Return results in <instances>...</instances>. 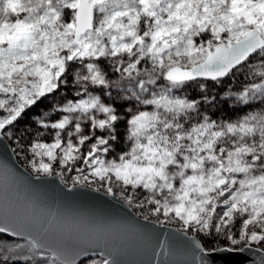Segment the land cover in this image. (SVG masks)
Segmentation results:
<instances>
[{
  "label": "snow or ice",
  "instance_id": "obj_1",
  "mask_svg": "<svg viewBox=\"0 0 264 264\" xmlns=\"http://www.w3.org/2000/svg\"><path fill=\"white\" fill-rule=\"evenodd\" d=\"M205 33L210 34L206 42L194 39ZM101 59L116 79L101 68ZM254 60L259 64L251 74L259 82L241 90L210 94L200 82L220 85ZM68 75L80 98L54 105L62 115L56 122H49L50 114H38L36 123L54 130L55 138L30 146L33 159L28 163L37 179L62 175L53 162L72 171L82 160L91 171L77 168L74 184L97 177L109 195L118 184L130 206L151 205L145 221L161 227L177 224L194 249L190 264H208L212 252L252 245L264 249V109L249 111L254 101L264 102V0H0V94L5 97L0 109L8 113L0 119V137L11 138L8 126L67 85ZM123 81L127 84L121 88ZM191 84L197 85L199 98L174 94ZM111 88L121 89L125 101L145 110L128 109L129 148L118 159L105 160L101 156L112 150L121 121L114 105L103 99L111 98ZM224 104L237 115L213 119L208 110ZM85 145L86 153L81 150ZM135 190L148 195L134 200ZM62 230H79V225L67 223ZM131 232L147 237L149 230L115 222L89 229L84 239L108 244ZM47 233L31 218L6 214L0 204V246L24 237L31 253L25 261L51 252L56 264L60 257L46 243ZM192 233L213 241L223 237L227 246L206 248ZM159 248L153 251L157 258L166 254L163 244ZM120 252L114 246L103 264H124L116 258Z\"/></svg>",
  "mask_w": 264,
  "mask_h": 264
},
{
  "label": "water",
  "instance_id": "obj_2",
  "mask_svg": "<svg viewBox=\"0 0 264 264\" xmlns=\"http://www.w3.org/2000/svg\"><path fill=\"white\" fill-rule=\"evenodd\" d=\"M0 165L6 169L0 171V204L5 213L31 218L39 229L48 228L46 243L59 255V264L60 260L80 264L92 257L109 259L114 246L121 249L116 258L124 264H156L157 259L161 264H190L193 260L194 249L182 232L170 225L161 227L145 221L121 198L84 186H67L56 176L37 179L18 161L5 136L0 137ZM73 222L79 230H62L63 225ZM115 222L146 226L148 235L131 232L108 244L84 239L89 229ZM193 237L202 244L197 236ZM11 239L27 241L24 237ZM160 244L165 246L166 254L157 258L153 251H160ZM47 255L54 259L51 252ZM206 259L208 264H264V250L251 246L243 251L212 252Z\"/></svg>",
  "mask_w": 264,
  "mask_h": 264
},
{
  "label": "rangeland",
  "instance_id": "obj_3",
  "mask_svg": "<svg viewBox=\"0 0 264 264\" xmlns=\"http://www.w3.org/2000/svg\"><path fill=\"white\" fill-rule=\"evenodd\" d=\"M209 38H210V34L205 33V34H202L201 37L194 38V39H196L198 43H203V42H206V40ZM258 64H259L258 60L252 61V63L249 64L248 67L241 68V70L235 76H229V77L223 78V82L220 85H216L214 82L205 84L207 92L210 94L222 95L226 89L241 90L246 85H249L253 82H259L258 77L254 78L251 74L252 69L257 67ZM100 66L102 69H108L109 76L111 79L117 78L115 74L111 73L107 61L101 59ZM78 67H79L78 65L75 66V68H78ZM235 77L236 78L239 77V81H240L239 85H233L232 80ZM67 80H68L67 85H62L55 93H52L45 98H42V100L38 102V104H40V107L36 108L37 111H39V114L43 113L46 116L50 114L49 122H56L58 119H62V115L55 111L53 107L54 105L62 106L68 100L76 101L80 98L76 95V85L74 83L73 76L68 75ZM200 81H203V80L201 79ZM126 84H127V81H123L121 83V88H124ZM189 87L192 88L193 92L187 91ZM109 91L112 93L111 98L105 96L103 99L105 100L106 103H112L114 105V107L117 109L118 114L121 115V121L117 124V127H116V134L118 136V139L112 142V150L107 155L101 156V158L105 160L118 159L119 155L129 148V142L127 140V133H126V129H127L126 120L129 118L128 109H131L133 112H135L138 108L145 110L143 109V106H139L135 102L125 101L122 97L126 95V93L121 91V89L111 88L109 89ZM94 94H99V93H94ZM174 94L177 96L189 97V98H199L200 96V92L196 84L188 85L185 88L176 90ZM0 99H5L3 94H0ZM222 108H224L225 110H223ZM222 108H219L217 110L209 109L208 111L211 112L213 119L223 118L227 120L229 117H235L237 115L228 110V104H224ZM262 109H264V102L257 100L253 102L252 108L249 111L250 112H260ZM28 110L31 111L32 109L30 108ZM146 110H150V109H146ZM221 111H224V115L221 114ZM242 114H249V113L243 112ZM7 115L8 113L4 109H0V119L7 117ZM98 115L102 116V114H98ZM37 117H38L37 113L35 114L32 113L31 115L24 114L23 118L15 122L14 125L8 126V128L12 131V137L10 138V137L5 136L6 139L10 140V142L12 143L13 148L15 149L16 155L20 159L21 164L35 176L37 174L33 172L32 167L28 163L30 159H33V155L30 151L31 144H33L34 142L50 144L54 141V138H55L54 130L41 129L40 125L36 123ZM85 131H87V128H85ZM29 134L32 135V137H30V139L28 140ZM97 134L100 135L101 133L97 132ZM17 141H19V143H17ZM81 150L82 152L86 153L88 150V145L83 146ZM35 159L38 161L40 157H35ZM44 159H45V162H48L46 157H44ZM53 168L55 171L61 172L62 175L58 176L54 174L52 176H56L60 178L62 182L66 184L67 186L79 185V186H84V187L92 188V189L107 193L106 192L107 184L100 181L97 177L89 176V179L92 181V183L84 182L82 178H81L82 180L81 183H77V184L73 183V178L80 175V173L76 171L77 168H84L85 174H88L91 171L84 165L82 160H79L75 164L72 165V169H73L72 171H67L66 169L62 168L58 161L53 162ZM112 186H113L114 195L121 198L120 188L118 184L114 183ZM146 195L148 194L142 190H135L134 200L142 201L144 200ZM130 207L138 215L144 218V216L148 214L146 209L152 206L146 204L144 209L135 207L134 205H131ZM151 219H154V217ZM240 223L241 221L239 219L236 220L235 227L233 228V231H235L237 235H238V229L240 227ZM165 225H170L175 228H178L177 224H165ZM257 231H259V229H257ZM192 235L201 236L204 234L203 233H200V234L192 233ZM221 241H223L224 245L227 246L223 237L215 239V243L217 244L221 243ZM27 244H28L27 241L9 238L7 240L6 247L0 246V264H53V258L49 255H45V256L34 255L32 260L25 261L23 257L25 255H31V253L27 252ZM17 245H20L21 248L17 249V251H14V252L9 251V249L16 248ZM252 246L256 248H260L259 245H252ZM4 256H7L8 259L5 260L3 258ZM103 261L104 259H102L101 257H92V258H87L83 260L80 264H103ZM56 264H59V263L56 262Z\"/></svg>",
  "mask_w": 264,
  "mask_h": 264
},
{
  "label": "trees",
  "instance_id": "obj_4",
  "mask_svg": "<svg viewBox=\"0 0 264 264\" xmlns=\"http://www.w3.org/2000/svg\"><path fill=\"white\" fill-rule=\"evenodd\" d=\"M241 76H243V75H241ZM238 80V81H237ZM200 82H202V83H204V84H207V83H211V81H205V80H203V81H200ZM232 82H233V85H239V83H240V81H239V77L238 78H233V80H232ZM192 85V84H191ZM190 89V90H189ZM189 89H187V91H192L193 92V90H192V88H190L189 87ZM37 107H40V104H38V105H36V106H34V107H32L31 109V111H27L26 113H25V115L27 114V115H31L32 113H37V114H39V111H37ZM226 108V107H225ZM223 110H225L224 108H222ZM221 114L222 115H224V111H221ZM28 135V134H27ZM30 137H32V135H30L29 134V136H28V140L30 139ZM9 141V143H10V145L12 146V148H13V145H12V143L10 142V140H8ZM13 151L15 152V155H16V151H15V149L13 148ZM16 157H17V159H18V161L20 162V159L18 158V156L16 155ZM21 163V162H20ZM197 237L200 239V241L202 242V244L204 245V247H206V248H212V247H214V246H225L224 245V243H223V241H221V243H219V244H217V243H215V240L213 241V239L211 238V237H207V236H204V235H201V236H199V235H197ZM215 244V245H214Z\"/></svg>",
  "mask_w": 264,
  "mask_h": 264
}]
</instances>
